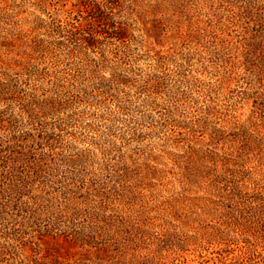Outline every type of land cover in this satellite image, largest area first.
I'll list each match as a JSON object with an SVG mask.
<instances>
[{
	"label": "rangeland",
	"instance_id": "374dc122",
	"mask_svg": "<svg viewBox=\"0 0 264 264\" xmlns=\"http://www.w3.org/2000/svg\"><path fill=\"white\" fill-rule=\"evenodd\" d=\"M0 148V264H264V0H0Z\"/></svg>",
	"mask_w": 264,
	"mask_h": 264
},
{
	"label": "trees",
	"instance_id": "16d2710c",
	"mask_svg": "<svg viewBox=\"0 0 264 264\" xmlns=\"http://www.w3.org/2000/svg\"><path fill=\"white\" fill-rule=\"evenodd\" d=\"M35 104H36V107L39 109V111L46 112L47 108H54L57 105H59L60 102L56 101V100H46V101H42V102H39V101L35 102ZM2 152H3V150L0 148V157L2 159L1 162H3V163L0 162V166L4 167V170L1 172V174H2L1 176H2L3 182H5L6 180H9L10 178H12L14 176V174L12 173V169L8 168L9 162H8L6 157H9V156L3 154ZM34 156L32 155V157H34ZM77 160H78V158H69L68 161L70 163H75ZM40 169L42 170L43 168L40 167ZM39 170H38V172H39ZM15 179L19 180L20 178H15ZM57 229L58 228H56V227H52V228L48 227V228H45L44 231L41 229H36L34 232H39V238H42V236H45V235H56V234L62 233L68 237L72 236L76 242H80L81 244L87 243V244L93 245L94 243H96V239H95L96 234L92 232V231H96V230H91L90 232L86 233L83 230H78L76 228H72L71 226H69V228H65V230H61L62 232L60 233L59 230H57ZM59 229H61V228H59ZM35 235L36 234H34L32 236L35 237ZM6 254H8V250L3 246L2 248H0V255H6ZM26 259H28L29 264H31L32 261L37 263L36 259H32L29 256H27Z\"/></svg>",
	"mask_w": 264,
	"mask_h": 264
}]
</instances>
